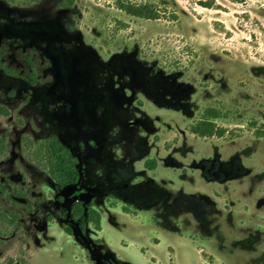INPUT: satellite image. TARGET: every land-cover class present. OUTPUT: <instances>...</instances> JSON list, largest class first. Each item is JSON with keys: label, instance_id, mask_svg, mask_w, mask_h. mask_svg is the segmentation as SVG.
<instances>
[{"label": "rangeland", "instance_id": "374dc122", "mask_svg": "<svg viewBox=\"0 0 264 264\" xmlns=\"http://www.w3.org/2000/svg\"><path fill=\"white\" fill-rule=\"evenodd\" d=\"M63 1L0 0V264H264V0Z\"/></svg>", "mask_w": 264, "mask_h": 264}, {"label": "trees", "instance_id": "16d2710c", "mask_svg": "<svg viewBox=\"0 0 264 264\" xmlns=\"http://www.w3.org/2000/svg\"><path fill=\"white\" fill-rule=\"evenodd\" d=\"M73 0H65L62 2V6L67 7L71 5ZM205 5H211V2H206ZM124 10L133 16L138 17H152V14L147 5L135 6H121ZM0 69L4 70L9 75H16V72L2 62L0 57ZM219 114L212 112H205V118H216ZM7 150V142L5 137L0 136V161L2 156ZM32 159L43 170L47 171L50 177L57 183L59 187H65L67 185L75 184L79 180V170L77 168V162L73 158L69 148L64 146L57 138H48L42 140L37 145L29 148ZM20 197L22 192L18 191L15 194ZM73 215L77 219L85 216V218L93 222L97 229H100L101 215L93 208V204L84 206L82 201H77L73 206Z\"/></svg>", "mask_w": 264, "mask_h": 264}, {"label": "flooded vegetation", "instance_id": "af4514ba", "mask_svg": "<svg viewBox=\"0 0 264 264\" xmlns=\"http://www.w3.org/2000/svg\"><path fill=\"white\" fill-rule=\"evenodd\" d=\"M14 76H15V75H14ZM64 146H65V145H64ZM67 148H68V147H67ZM69 150H70V149H69ZM70 152H71V151H70ZM74 159H75V158H74ZM75 160H76V162H78L77 159H75ZM79 177H80V175H79ZM78 181H79V180H78ZM78 181H77V182H78ZM75 184H77V183H75ZM67 186H68V185H67ZM65 187H66V186H65ZM65 187H62V188H65ZM77 201H82V202H83V200H75L74 203L77 202ZM83 204H84V206H85V203H84V202H83ZM89 204H91V202H90ZM69 230H71V229H69Z\"/></svg>", "mask_w": 264, "mask_h": 264}]
</instances>
